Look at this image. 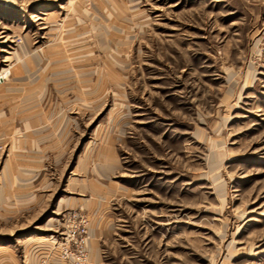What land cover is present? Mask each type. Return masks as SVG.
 Here are the masks:
<instances>
[{
  "label": "rangeland",
  "instance_id": "obj_1",
  "mask_svg": "<svg viewBox=\"0 0 264 264\" xmlns=\"http://www.w3.org/2000/svg\"><path fill=\"white\" fill-rule=\"evenodd\" d=\"M0 81V264H264V0H0Z\"/></svg>",
  "mask_w": 264,
  "mask_h": 264
},
{
  "label": "built area",
  "instance_id": "obj_2",
  "mask_svg": "<svg viewBox=\"0 0 264 264\" xmlns=\"http://www.w3.org/2000/svg\"><path fill=\"white\" fill-rule=\"evenodd\" d=\"M62 238L50 251L62 264H88L90 232L89 214L83 210L69 212L64 220ZM40 264H52L48 255H43Z\"/></svg>",
  "mask_w": 264,
  "mask_h": 264
},
{
  "label": "bare ground",
  "instance_id": "obj_3",
  "mask_svg": "<svg viewBox=\"0 0 264 264\" xmlns=\"http://www.w3.org/2000/svg\"><path fill=\"white\" fill-rule=\"evenodd\" d=\"M1 82V81H0Z\"/></svg>",
  "mask_w": 264,
  "mask_h": 264
}]
</instances>
